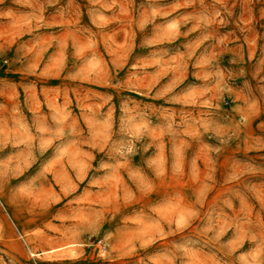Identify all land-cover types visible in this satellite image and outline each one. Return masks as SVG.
I'll return each instance as SVG.
<instances>
[{
	"label": "rangeland",
	"instance_id": "1",
	"mask_svg": "<svg viewBox=\"0 0 264 264\" xmlns=\"http://www.w3.org/2000/svg\"><path fill=\"white\" fill-rule=\"evenodd\" d=\"M0 264H264V0H0Z\"/></svg>",
	"mask_w": 264,
	"mask_h": 264
},
{
	"label": "built area",
	"instance_id": "2",
	"mask_svg": "<svg viewBox=\"0 0 264 264\" xmlns=\"http://www.w3.org/2000/svg\"><path fill=\"white\" fill-rule=\"evenodd\" d=\"M100 247H101V248H103V246H102V245H100Z\"/></svg>",
	"mask_w": 264,
	"mask_h": 264
}]
</instances>
